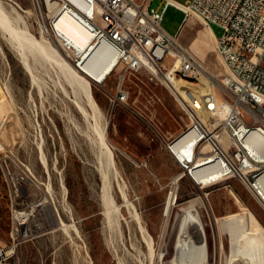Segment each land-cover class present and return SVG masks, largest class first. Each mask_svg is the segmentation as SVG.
I'll list each match as a JSON object with an SVG mask.
<instances>
[{
	"label": "rangeland",
	"instance_id": "1",
	"mask_svg": "<svg viewBox=\"0 0 264 264\" xmlns=\"http://www.w3.org/2000/svg\"><path fill=\"white\" fill-rule=\"evenodd\" d=\"M2 1L7 9L14 7L18 11L19 26L24 24L35 39L48 41L73 66L69 56L45 31L33 0ZM163 5V0L150 2L155 10H161ZM183 20L184 13L167 4L160 24L174 35L182 26H190L188 19ZM193 21L188 36L179 32L178 45L204 66L200 76L219 89L223 66L215 52V41L210 40L205 24L197 15ZM211 29L216 36L221 33L216 25H211ZM9 35L0 30V119L3 115L6 118L0 141L32 168L36 178L46 186L51 201H41L34 207L26 233L12 244L10 211L0 178V242L5 251L2 264L127 261L126 256L135 253L130 247L132 241L142 253H147L146 243L139 235L130 240L126 234L127 225L135 227L134 218L152 237V264H168L182 208L191 199L196 200L204 222L208 264H225L229 251L227 235L218 229L216 217L246 211L250 230L264 234V210L236 178L228 177L201 187L187 174L182 175L166 147L170 139L166 135L181 130L188 119L174 97L146 71L123 72V86L128 91L125 104L108 99L119 68L112 70L101 83L86 78L98 106L94 113L86 105L81 87L70 84L53 59L36 50L29 51L30 69H27L14 51L11 45L14 40ZM76 102L84 104L87 117L80 113ZM95 123L104 126L105 143L116 170L110 172L109 180L111 195L119 207L117 219L122 235L106 223L103 214ZM178 144L177 138L170 143L171 149L176 150ZM180 173L179 179L174 180ZM171 192L173 203L164 212L165 200ZM49 203L66 229L58 224L55 215L50 218L46 214L45 205L50 207ZM159 252H163L160 259ZM128 261L126 264H138Z\"/></svg>",
	"mask_w": 264,
	"mask_h": 264
},
{
	"label": "built area",
	"instance_id": "2",
	"mask_svg": "<svg viewBox=\"0 0 264 264\" xmlns=\"http://www.w3.org/2000/svg\"><path fill=\"white\" fill-rule=\"evenodd\" d=\"M163 1L162 9L155 10L150 7L151 0H33L45 31L78 70L83 71V64L94 51L99 61L112 62L107 76L119 68L114 90L108 95L112 103L125 104L128 100L123 86L125 71H146L174 97L188 122L167 141L166 147L182 175L187 174L201 185L195 172L204 160L209 171L215 169L226 178H236L264 210V182L259 180L264 176V165H258V158L264 157L263 145L261 151H254V144L264 138V0ZM167 4L181 10L184 18L188 10L192 11L211 31V25L221 29L219 36L212 31L215 52L223 66L219 89L208 82V89L197 98L194 107L186 102L191 89L183 88V81L198 80L205 68L178 45V30L171 35L161 26ZM62 13L90 32L91 38L84 48L77 49L56 27L55 21ZM111 16H118L119 31L116 37L107 38L109 30H105V23H111ZM2 118L0 130L6 119L4 115ZM177 138L178 148L173 151L169 143ZM0 178L14 244L26 233L34 207L41 201L48 202L49 193L32 168L1 141ZM20 212L28 216L22 219ZM4 253V244L0 242V264Z\"/></svg>",
	"mask_w": 264,
	"mask_h": 264
},
{
	"label": "bare ground",
	"instance_id": "3",
	"mask_svg": "<svg viewBox=\"0 0 264 264\" xmlns=\"http://www.w3.org/2000/svg\"><path fill=\"white\" fill-rule=\"evenodd\" d=\"M169 1L177 3L176 0ZM178 5L187 9V7L180 2H178ZM17 12L18 11H16L14 7L7 9L4 6L3 1L0 0V30L7 31V33L10 34L9 36L11 37V39L14 40V43H11V45L15 49L13 50L18 54L19 60L22 62V64L27 69H30V64L27 59V52L33 50H36L44 56L53 59L59 66V69L65 74L68 82L70 84H77L81 87L85 97L86 105H88L95 113L98 110V106L92 96L91 91L88 88L86 78H89L93 81H103V79L107 77V74L111 70L112 62L109 60H104L102 62L99 61L98 53L97 51H94L83 64V71L78 70L75 66H71L60 55V53H58L57 50L51 46L48 41H44V39H35L24 24L22 26H19L18 21H21V19L19 13ZM195 17V13L189 10L187 11L184 20L188 19V23H190V26H182L181 30H178L176 40L178 38L179 32L182 36H186L189 33L191 25H194L193 19ZM55 25L61 32L62 36L70 40L77 49L84 48L91 38L90 32L67 13L60 14V16H58L55 21ZM205 27L209 35L208 37H210V40L214 42L215 39L212 31L206 25ZM105 30H109L107 31V38H114L118 35V16H111V23H105ZM178 44L180 45L179 40ZM103 49L105 48L103 47ZM195 60L198 61L196 58ZM198 63L200 62L198 61ZM200 65L201 67L203 66L201 63ZM180 82L181 81L178 80V90ZM208 86V80L203 76H200L196 83L183 81V88L191 89V97L189 96L187 97V99L185 98L186 102L194 107V105H196L197 103V98L201 95V93H203V91L208 89ZM77 104L80 113L82 112L81 114L87 117L88 112L84 104L80 102ZM201 114L203 115L204 113ZM203 118L205 120V116ZM1 120H3V118H1ZM93 128L97 136L96 140L99 146L100 154L98 157L97 170L100 173L101 180L100 198L103 207V214L106 223L109 226L112 225L114 228H116L119 234L122 235L120 224L117 219L119 207L114 203L115 201L111 195L110 190L111 184L109 175L112 170H115L114 162L105 143L106 140L104 126L98 127L95 123ZM261 145H263L264 147V138H259V144H254V151H261ZM200 162L201 164L196 167L197 171L195 172V177L201 180L199 181V183H201V187L214 184L226 178L221 175L220 171H217L215 169H213V171H209L207 167H204V160H201ZM258 165H264V157L258 158ZM116 174L117 173H115V175ZM179 176H181V173L179 175L177 174L174 180H177ZM259 180L260 183H263L264 176ZM123 192L124 191H122L121 189V193L124 197H126L125 193ZM173 194L172 192L168 194L164 203V212L169 211L173 203ZM49 201H51L50 195L48 196V202ZM195 201L196 200L193 199L189 200L188 203L182 208L179 230L173 243L172 256L169 259L168 264H208V251L204 222L200 218ZM49 205L50 207H48V205H45L46 214H48L50 218L52 217V214L53 217L55 215L58 224L62 225V228L66 229L64 223L61 222L62 220H58L55 208L52 207L50 203ZM127 206H129V203H127ZM20 214L22 216V219H25L28 216L26 212H20ZM134 220L135 227L133 226L134 228H132V226L127 225L126 234L130 240H135V237L139 235L142 242L145 241L144 243H146L147 253H142L137 248V245L132 241L130 243V247L135 250V253H129L128 257L126 256V254L125 256L126 258H128L127 261L129 260L128 262L138 264H152L154 255L152 251V237L148 233L146 228L138 221V219L134 218ZM215 221L217 222L218 229L222 233L227 235L229 243V251L227 253L225 264H264V234L253 233L250 230L249 218L246 211H241V213L234 212L222 217H216ZM162 256L163 252H159L157 254L158 259H160ZM121 259H123V257ZM127 261L119 259L118 264H126Z\"/></svg>",
	"mask_w": 264,
	"mask_h": 264
},
{
	"label": "crops",
	"instance_id": "4",
	"mask_svg": "<svg viewBox=\"0 0 264 264\" xmlns=\"http://www.w3.org/2000/svg\"><path fill=\"white\" fill-rule=\"evenodd\" d=\"M179 131H180V129L178 131L168 132V135H166V136L169 138H172V137L176 136Z\"/></svg>",
	"mask_w": 264,
	"mask_h": 264
}]
</instances>
